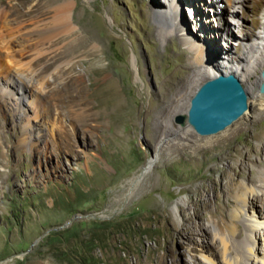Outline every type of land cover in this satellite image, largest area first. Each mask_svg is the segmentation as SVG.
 Returning <instances> with one entry per match:
<instances>
[{
    "label": "rangeland",
    "instance_id": "1",
    "mask_svg": "<svg viewBox=\"0 0 264 264\" xmlns=\"http://www.w3.org/2000/svg\"><path fill=\"white\" fill-rule=\"evenodd\" d=\"M22 1L0 0V264H209L202 259L209 253L223 264L214 231H225L237 188L260 170L245 163L264 160V94L253 92L254 79L235 64L248 110L225 131L182 140L174 133L188 124L171 116L170 102L182 96L177 107L190 104L208 79L174 33L163 37L164 0ZM257 1L236 0L224 21L258 34ZM189 2L204 11L197 22ZM215 2L176 0L175 15L196 31L212 19L210 8L223 10ZM45 31L48 45L19 52L16 38L34 34L36 43ZM234 34L215 38L218 65L233 66L228 46L245 59L248 44ZM18 76L33 87L21 111L13 99L22 91ZM55 86L65 87L57 126L67 139L49 134L46 93ZM164 96V113L148 115ZM263 203L257 198L256 210Z\"/></svg>",
    "mask_w": 264,
    "mask_h": 264
},
{
    "label": "bare ground",
    "instance_id": "2",
    "mask_svg": "<svg viewBox=\"0 0 264 264\" xmlns=\"http://www.w3.org/2000/svg\"><path fill=\"white\" fill-rule=\"evenodd\" d=\"M26 1L31 2V0H23L22 2H26ZM215 3H217L220 6V8L223 10L220 11L218 8L217 10L216 8L215 9L210 8L209 11H212V9L215 10L213 12L212 19L208 18L205 21V24H206L205 26L202 25V22H199L198 24H199L200 29L197 28L196 31H192L186 28L184 23L179 20V16L175 15L176 11H178V5H177L178 3H176V0H164V8H162V11L159 13V15L160 17H163L164 20L167 21V23L169 21V28L162 29L163 37L168 38V36L174 33L175 36L179 38L181 43L184 46H186L191 53H193L190 57L191 59L189 60H191L192 64H195L197 67H199L200 69L199 71H203L204 78L211 80L221 75H224V76L235 75L237 77L240 75L239 72L241 71V72H244L247 77L254 79V81L251 83V87L253 89V92H255L256 94V92H259V86L262 81L261 73L264 71V60H263L264 58V0H258L256 3L259 5L260 4L263 5L262 14H261V22H259L260 24H257L255 22L251 26L252 28H258L259 33L256 35L255 34L251 35L249 33L250 29L245 24L234 25L232 22L228 23V21L226 20L224 21L222 12L224 11L228 12L229 8L234 7V5L236 4V0H216ZM187 4H188L187 9L192 19L196 20L195 16L197 15L205 16L204 11L195 7L193 2L192 4H190V2ZM259 5L255 6L256 7L255 10H257ZM35 7L37 8L38 4H36ZM207 7L209 6L206 5L205 8ZM31 13H29L28 15H30ZM40 15L46 16L47 13H41ZM230 15L231 17L236 18L235 17L236 14L230 13ZM65 16L68 19V15L66 14V12H65ZM241 16L245 17V13H241ZM214 19L216 20L214 21ZM213 21L215 22V24H213ZM208 23L212 25L208 26L207 25ZM196 26H197V23L195 25V28ZM236 31H238V33H241L240 41L248 44V47H245L243 49V55H245V59H242L240 56L232 53L230 46H228L224 52L226 55L225 58L228 61V63L233 64V66L232 65L231 66L218 65L215 60L216 57L218 56L217 50L214 47L215 38L218 36V37H221L222 41H228L234 37L235 35L234 32ZM47 33L48 32L45 31L42 34H40L41 36L40 40L37 41L36 43L33 42V39H32L34 34L25 36L24 38H22V40L16 38V40L14 41L20 47L19 52L22 53L25 50L26 51L33 50L37 48L38 46L43 47V46L48 45V43H50V40L48 39ZM219 58H220V55H219ZM235 64L243 65L240 71L237 67L234 66ZM185 70L187 71L186 74L188 73V71H192V69L190 68H186ZM199 75H202V73L197 74V76ZM27 79L23 78V76H18L16 81L13 83L15 85L18 84L19 88L22 89V91L18 90L15 95L16 97L13 98L16 104V108H14L16 111H21L19 109V106L21 104H24V98H27L28 95H31L33 87H31L29 83H31L32 79L31 81ZM178 82L177 83L173 82L172 87H171L172 91H175L178 88L179 86ZM64 92H65L64 86H61V87L55 86V87H51L50 89H48L46 93V98L48 99V107H47V112L45 115L51 119L49 134L52 136L54 134H57L61 138L67 139V136H68L67 130L66 129L63 130L62 128L64 127L57 126L58 123H62V118L64 117L63 111H64V106L66 103L65 102L66 100L63 99ZM188 94L189 92L187 91L183 93V96L187 97ZM259 94L261 93L259 92ZM79 96L80 95L78 94L75 97V99H78ZM181 97L182 96H180V98ZM180 98L173 99L170 102L171 106L174 107V109L171 111V116L187 114V110L189 106L188 102L185 101L183 106H181L180 108L177 107ZM168 102H169L168 97L164 96L163 98H161V101L158 107H156L154 110L147 111L148 115H151L152 117H154L156 115L158 116L159 113L160 114L164 113V112H161V110L163 109V106ZM32 104L33 105L36 104V101H33ZM30 108L32 107H29V110ZM75 120L77 121V123H82L81 125H84V123L86 122V118L80 117V116H78ZM174 134L177 135L182 140H185L186 137H190V136L192 137L194 135L197 136L194 133V130L189 125H187V128L185 131H182V135L179 134V132L174 133ZM256 137H257V134H252V138H256ZM209 138L210 137H206V144L209 141ZM224 141L225 143L228 142V145L231 144V140L229 139L224 140ZM169 148L171 150H175V149H178V145L175 146V149L171 147ZM151 165L152 163H149L146 169L150 168ZM253 165L260 167V170L256 172H253L251 170L250 175L247 179V182L242 183L241 185H239V188H237L235 194L233 195L235 197V202L237 203V206L229 215L230 220L225 225V231L223 233H221L220 230H217V229H215L214 231V240L219 242L220 245L222 246L223 264H264V211L258 210V209L256 210V208L254 207V202L257 200V198L262 197L264 200V160H256V161L249 160L248 163L247 162L245 163V168L250 170ZM233 185H234V182L233 180H231V182L228 184V187H231ZM238 223L242 225L243 231L239 229ZM243 232H245L246 234L245 238L243 237ZM260 240L263 241L262 249H258ZM202 257H203L202 258L203 261L206 263L217 264L213 255L210 253L209 255L203 254Z\"/></svg>",
    "mask_w": 264,
    "mask_h": 264
},
{
    "label": "water",
    "instance_id": "3",
    "mask_svg": "<svg viewBox=\"0 0 264 264\" xmlns=\"http://www.w3.org/2000/svg\"><path fill=\"white\" fill-rule=\"evenodd\" d=\"M259 92L264 94V71L261 73ZM248 97L235 75L218 76L208 80L190 100L186 115L177 122L187 124L200 136H210L224 131L248 110Z\"/></svg>",
    "mask_w": 264,
    "mask_h": 264
}]
</instances>
